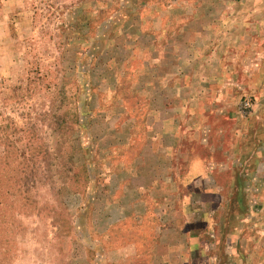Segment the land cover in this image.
Instances as JSON below:
<instances>
[{
  "label": "rangeland",
  "instance_id": "obj_1",
  "mask_svg": "<svg viewBox=\"0 0 264 264\" xmlns=\"http://www.w3.org/2000/svg\"><path fill=\"white\" fill-rule=\"evenodd\" d=\"M209 1L0 0V264H207L203 247L194 262L191 160L177 162L171 174L182 182L172 189L150 182L160 173L149 167L140 176L109 169L100 143L134 109H148L137 81L166 103L162 111L180 109L194 123V81L215 76L194 66V15H213ZM113 103L123 104L120 114L107 111ZM258 105L247 92L236 109L246 116ZM158 155L151 151L146 164ZM136 178L168 193L160 222L150 214L155 202L136 197ZM229 206L260 212L247 218L261 226L264 256V185L259 199ZM221 244L209 252L219 264Z\"/></svg>",
  "mask_w": 264,
  "mask_h": 264
},
{
  "label": "crops",
  "instance_id": "obj_2",
  "mask_svg": "<svg viewBox=\"0 0 264 264\" xmlns=\"http://www.w3.org/2000/svg\"><path fill=\"white\" fill-rule=\"evenodd\" d=\"M207 6L214 8L213 15L209 10L205 16L194 15V57L201 59L194 66L196 71L206 69L209 75L214 73L215 76L194 81V123L188 126L180 109L170 114L162 111L169 108L166 103L157 105L156 97L149 94V87L137 81L135 93L143 92L148 109L142 112L134 109V114H129L125 122L118 125V130L104 132L100 144L105 145L104 150L110 154L106 153V158H110L105 163L109 169L117 172L138 169L136 175L140 176L143 169L149 167L160 173L150 182H168L172 189H175L174 184L182 182L177 171L176 175L171 174L175 173L176 165L179 167L177 162L191 160L194 174L187 176V181L190 186L194 185V194L189 197L194 207V262L203 258L204 255L197 254L202 247L208 252L205 253L207 264L222 262L223 259L218 261L219 257L209 252L220 248L223 240L227 254L223 264H264L262 239L257 234L261 226L256 224L257 220L247 218L259 216L260 212L245 207H224L225 201H238L239 205L240 201L259 199L263 191L264 0H215L209 1ZM247 92L256 94L260 105L251 115L242 116L236 104ZM136 97L141 99L140 95ZM122 105L113 103L106 109L111 114H120ZM116 136L121 139L116 140ZM115 151H126L130 156L118 158L119 152L115 155ZM151 151L160 155L156 157L158 161L149 166L146 156ZM127 160L129 163L125 162ZM130 178L127 177V182ZM135 180L136 197L155 202L150 214L160 216V222L165 216L168 193H160L159 188L148 187L138 178ZM174 195L170 193V198ZM216 216L222 217L217 223ZM155 229L158 233V227ZM204 237H208L207 240ZM170 240L168 235L165 241L157 242V246ZM213 241L216 243L211 244Z\"/></svg>",
  "mask_w": 264,
  "mask_h": 264
},
{
  "label": "built area",
  "instance_id": "obj_3",
  "mask_svg": "<svg viewBox=\"0 0 264 264\" xmlns=\"http://www.w3.org/2000/svg\"><path fill=\"white\" fill-rule=\"evenodd\" d=\"M250 103H251L250 100H246V99H245V100L243 101V104H241V105H242L243 108L248 109V108L251 107Z\"/></svg>",
  "mask_w": 264,
  "mask_h": 264
}]
</instances>
